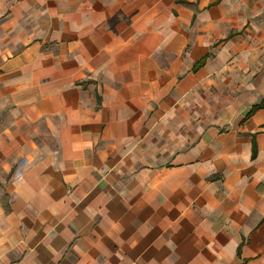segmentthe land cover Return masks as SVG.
<instances>
[{
  "label": "crops",
  "instance_id": "obj_1",
  "mask_svg": "<svg viewBox=\"0 0 264 264\" xmlns=\"http://www.w3.org/2000/svg\"><path fill=\"white\" fill-rule=\"evenodd\" d=\"M0 17V264H264V0Z\"/></svg>",
  "mask_w": 264,
  "mask_h": 264
},
{
  "label": "rangeland",
  "instance_id": "obj_2",
  "mask_svg": "<svg viewBox=\"0 0 264 264\" xmlns=\"http://www.w3.org/2000/svg\"><path fill=\"white\" fill-rule=\"evenodd\" d=\"M6 21L3 19V17H0V49H5L8 47V49L13 50L14 44L12 43L11 40L9 42L6 40H2L3 38L1 37L4 31H10L12 34H15L17 32V28H9L6 23ZM12 39V37H11Z\"/></svg>",
  "mask_w": 264,
  "mask_h": 264
},
{
  "label": "trees",
  "instance_id": "obj_3",
  "mask_svg": "<svg viewBox=\"0 0 264 264\" xmlns=\"http://www.w3.org/2000/svg\"><path fill=\"white\" fill-rule=\"evenodd\" d=\"M263 105H264V98L262 99V101L258 105L254 106L253 109L256 107L263 106Z\"/></svg>",
  "mask_w": 264,
  "mask_h": 264
}]
</instances>
